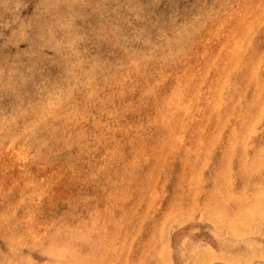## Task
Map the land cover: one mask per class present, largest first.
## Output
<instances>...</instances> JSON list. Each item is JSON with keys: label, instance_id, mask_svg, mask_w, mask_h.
Returning <instances> with one entry per match:
<instances>
[{"label": "rangeland", "instance_id": "374dc122", "mask_svg": "<svg viewBox=\"0 0 264 264\" xmlns=\"http://www.w3.org/2000/svg\"><path fill=\"white\" fill-rule=\"evenodd\" d=\"M0 264H264V0H0Z\"/></svg>", "mask_w": 264, "mask_h": 264}, {"label": "bare ground", "instance_id": "6f19581e", "mask_svg": "<svg viewBox=\"0 0 264 264\" xmlns=\"http://www.w3.org/2000/svg\"><path fill=\"white\" fill-rule=\"evenodd\" d=\"M255 38H256V37H255ZM262 40H263V39H262ZM252 41H253V40H252ZM252 44H253V43H252ZM253 45H254V44H253ZM224 97H225V96H224ZM172 112H173V111H172ZM172 112H171V113H172ZM169 113H170V112H169ZM201 214H202V213H201ZM198 215H199V214H198ZM198 215H197V216H198ZM234 218H235V217H234ZM231 223H232V222H231ZM235 223H236V222H235ZM232 225H234V224H232ZM234 226H235V225H234Z\"/></svg>", "mask_w": 264, "mask_h": 264}]
</instances>
